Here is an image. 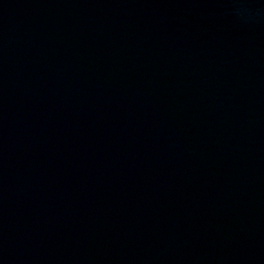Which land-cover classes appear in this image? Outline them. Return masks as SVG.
<instances>
[{
    "label": "water",
    "instance_id": "obj_1",
    "mask_svg": "<svg viewBox=\"0 0 264 264\" xmlns=\"http://www.w3.org/2000/svg\"><path fill=\"white\" fill-rule=\"evenodd\" d=\"M0 264H264V0H0Z\"/></svg>",
    "mask_w": 264,
    "mask_h": 264
}]
</instances>
